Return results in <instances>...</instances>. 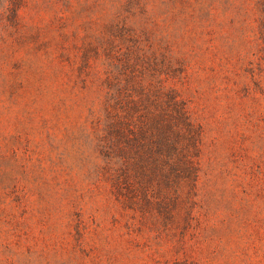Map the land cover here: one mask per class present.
<instances>
[{
  "label": "rangeland",
  "instance_id": "rangeland-1",
  "mask_svg": "<svg viewBox=\"0 0 264 264\" xmlns=\"http://www.w3.org/2000/svg\"><path fill=\"white\" fill-rule=\"evenodd\" d=\"M257 2H24L0 38V264H264ZM124 79L141 118L183 101L196 199L118 190L107 107Z\"/></svg>",
  "mask_w": 264,
  "mask_h": 264
},
{
  "label": "trees",
  "instance_id": "trees-1",
  "mask_svg": "<svg viewBox=\"0 0 264 264\" xmlns=\"http://www.w3.org/2000/svg\"><path fill=\"white\" fill-rule=\"evenodd\" d=\"M25 1L0 0V38L3 27L16 23ZM257 4L264 51V0ZM136 86V81L124 79L117 85L118 97H112L115 102L107 107L110 132L124 158L117 184L128 185L119 184L118 190L126 199H196L200 133L195 122L183 101L172 94H163V104L149 105L141 118L131 99V93L138 92Z\"/></svg>",
  "mask_w": 264,
  "mask_h": 264
}]
</instances>
